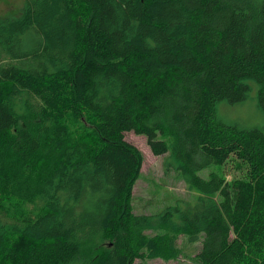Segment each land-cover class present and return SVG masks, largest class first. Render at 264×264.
<instances>
[{"label": "trees", "instance_id": "1", "mask_svg": "<svg viewBox=\"0 0 264 264\" xmlns=\"http://www.w3.org/2000/svg\"><path fill=\"white\" fill-rule=\"evenodd\" d=\"M23 1L0 19V264H135L177 236L193 264H264V127L217 116L251 82L264 113V0ZM130 132L192 206L134 213Z\"/></svg>", "mask_w": 264, "mask_h": 264}, {"label": "rangeland", "instance_id": "2", "mask_svg": "<svg viewBox=\"0 0 264 264\" xmlns=\"http://www.w3.org/2000/svg\"><path fill=\"white\" fill-rule=\"evenodd\" d=\"M23 0H0V19L14 18L20 14ZM256 85L251 82V91L246 101L240 104L229 105L221 102L217 105L218 118L229 125H237L240 128L253 129L264 127V113L257 106ZM127 142L135 146L143 156L141 173L133 189L132 205L136 215H148L161 212L167 206L178 205L180 208H186L190 203H195V193L188 190L178 173L166 165L167 157L165 155L154 156L142 135H136L133 132L125 134ZM210 171L219 170L217 167H210ZM208 170L200 172V175L206 177ZM226 181L239 176L240 172L233 168H225ZM146 239L152 240L158 245L159 240L169 237L170 233L165 229L149 231L145 234ZM151 242V241H150ZM174 251H171V257H166L170 250L150 253L146 251V259L138 260L135 264H193L194 254L199 249V244H190L184 237L177 236L174 241ZM160 248L159 246H157ZM152 257H149V256ZM156 255H162L156 257ZM165 256V257H164Z\"/></svg>", "mask_w": 264, "mask_h": 264}]
</instances>
